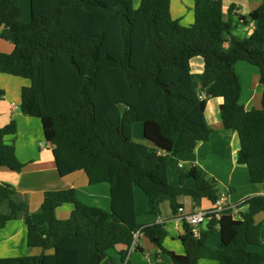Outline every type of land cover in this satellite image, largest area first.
<instances>
[{
  "label": "trees",
  "instance_id": "obj_1",
  "mask_svg": "<svg viewBox=\"0 0 264 264\" xmlns=\"http://www.w3.org/2000/svg\"><path fill=\"white\" fill-rule=\"evenodd\" d=\"M30 5L26 23L15 0H0V39L14 45L12 53L0 52V74L30 81L21 91L20 110L41 120L60 176L82 171L89 184H108L111 210L81 202L74 189L46 192L39 209L48 227L43 236L28 201L0 183V229L23 219L27 247L43 251L0 258V264H131L129 251L139 231L174 264L202 259L262 264L264 255L248 247L263 243L255 217L264 211V196L245 200L239 219L227 211L211 220L198 237L184 224L185 252L178 255L164 249L162 225L139 223L135 188L156 215L162 195L172 197L176 214L182 196L196 206L221 197L216 182L196 166L180 171L179 186L169 182V157L192 153L210 140L205 111L213 98L223 99L225 129L239 135L238 163L248 168L253 184H264V1L250 14L253 32L243 38L233 34L232 12L237 23L247 20L233 7L225 19L224 0H195L191 25L173 18L171 0H140L137 7L134 0H30ZM198 57L204 69L195 74L191 62ZM242 62L259 70L261 109L241 103L236 66ZM4 95L0 88V99ZM138 122L153 149L133 138ZM16 135L15 121L0 128V167L21 171ZM189 177L194 188L184 185ZM66 204L73 210L61 220L56 212ZM217 228L220 249L207 241Z\"/></svg>",
  "mask_w": 264,
  "mask_h": 264
},
{
  "label": "crops",
  "instance_id": "obj_2",
  "mask_svg": "<svg viewBox=\"0 0 264 264\" xmlns=\"http://www.w3.org/2000/svg\"><path fill=\"white\" fill-rule=\"evenodd\" d=\"M15 1L19 4V0ZM263 1L224 0L225 19L228 18L229 9L233 7L234 11L238 15L243 16L249 23L250 14L258 9ZM138 4L135 3V6ZM194 4L195 0H171L173 18L180 20L184 25H191L194 22ZM234 15L235 13L232 12V17L235 19L233 34L239 38L250 35L253 32V24H239L236 22L237 18ZM28 19L24 17L23 11L22 21L27 23ZM13 50L14 45L12 43L0 39V52L12 53ZM191 67L193 73H202L204 69L202 59L199 57L193 59ZM242 68L254 73V70L249 66L242 65ZM249 80H251L252 85L245 94L243 91V80L240 77L242 86L241 103L247 109H261L263 87L260 84V74L259 79ZM29 85L30 81L26 78L0 74V88L5 92L4 97L0 99V128L12 121L16 122L15 150L19 161L24 164L21 171L0 167V183L12 185L23 195L29 203L34 223L40 233L46 236L48 227L39 212L46 192L74 189L81 202L110 211L111 191L110 186L106 183L89 184L86 174L82 171L67 177L60 176L53 156L52 146L48 143L46 148H41L40 146L45 141L41 120L36 117L26 116L20 110L21 91ZM202 98H205L204 94ZM222 103V98H213L207 102L205 116L207 124L212 130L210 140L200 143L192 153L169 157V182L173 186H179L181 184V170L188 172L192 167H199L208 174L210 179L216 182L218 191L226 204L233 206L242 203L250 197L263 196L264 184H253L250 181L248 168L238 163L239 135L236 131L225 129L220 114ZM141 137L145 138L144 125L140 122L135 123L133 138L137 142L143 143L140 141ZM184 185L188 188H194L196 181L194 178L189 177L185 179ZM171 198L169 195H162L158 201L160 214H150L149 199L140 188H135V202L139 223L141 225H162L167 233L163 241L164 249L182 255L185 251L180 237L184 235L185 229L183 223L175 220L178 212L177 214L173 212L170 205ZM178 201L186 213L208 210L214 205V203L204 198L200 205L196 206L189 196H182ZM167 204L170 205V209H167ZM246 207L245 205L241 206L240 212L245 211ZM72 210L73 206L66 204L57 210L56 215L59 219L65 220L70 216ZM210 221L201 225L197 229L198 232L207 230ZM255 221L261 225L263 243L250 245L248 249L251 252L264 255V211L255 217ZM26 236L27 229L23 219L14 220L4 229H0V258L40 255L43 252L42 249H29L27 247ZM207 241L210 246L220 249L222 241L220 229L217 228V230L210 233ZM123 249L125 247H118V250ZM51 252L48 251L47 253ZM128 260L131 264H174L168 254L159 250L144 234H141L136 239L134 246L129 251ZM198 264H218V262L202 259Z\"/></svg>",
  "mask_w": 264,
  "mask_h": 264
},
{
  "label": "built area",
  "instance_id": "obj_3",
  "mask_svg": "<svg viewBox=\"0 0 264 264\" xmlns=\"http://www.w3.org/2000/svg\"><path fill=\"white\" fill-rule=\"evenodd\" d=\"M40 146H41V148L47 147V145H45L44 143H42ZM242 203H240L238 205L231 206L229 204H226L223 197H220L214 203L213 207L211 209H208V210H200V211H196L194 213H186L185 209L183 207L179 208L178 209V216H176L175 220L179 223L188 224L189 226H191L194 229L196 237H198L199 232L197 229L201 225H203L204 223H206L209 220H213V219L220 220L221 217L223 216V214L227 211H231L232 215L234 216L235 219L240 218V207L242 206ZM141 234H142L141 231H139L135 235L134 244L136 242V239ZM134 244H133V246H134Z\"/></svg>",
  "mask_w": 264,
  "mask_h": 264
},
{
  "label": "rangeland",
  "instance_id": "obj_4",
  "mask_svg": "<svg viewBox=\"0 0 264 264\" xmlns=\"http://www.w3.org/2000/svg\"><path fill=\"white\" fill-rule=\"evenodd\" d=\"M135 3L136 4H138V3L140 4V1L139 0H135ZM139 4L137 6H139ZM19 5L21 6V8L24 11V17L29 18L28 19V22H29L31 20V5H30V0H19ZM242 65L251 67L254 70V73L248 72V71H250L248 69H243L242 68ZM236 71L240 75L241 79L243 80V84H244V90L243 91L246 94L247 89L248 88H251V85H252V82L249 79H259V70H258L257 67L252 66L251 64L242 62V63H239L236 66ZM253 74H255V75L253 76ZM140 141L143 142L144 144L148 145L149 147H151L153 149V145L151 143H149L145 138H142L141 137L140 138ZM43 143L45 145H48L47 142H46V140ZM219 188H221V187H219ZM166 207H167V209H170L169 208L170 207L169 204H167Z\"/></svg>",
  "mask_w": 264,
  "mask_h": 264
}]
</instances>
